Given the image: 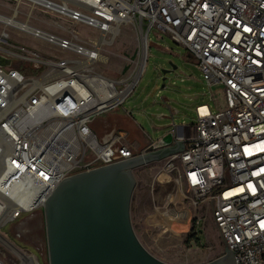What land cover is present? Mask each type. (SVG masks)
<instances>
[{
  "label": "built area",
  "instance_id": "obj_1",
  "mask_svg": "<svg viewBox=\"0 0 264 264\" xmlns=\"http://www.w3.org/2000/svg\"><path fill=\"white\" fill-rule=\"evenodd\" d=\"M124 25L136 32L131 59L106 76L96 66ZM151 31L222 85L160 169L185 189L187 208L173 210L206 204L235 264H264V0H0V229L42 212L63 178L134 155L123 129L100 137L91 125L134 91Z\"/></svg>",
  "mask_w": 264,
  "mask_h": 264
},
{
  "label": "rangeland",
  "instance_id": "obj_2",
  "mask_svg": "<svg viewBox=\"0 0 264 264\" xmlns=\"http://www.w3.org/2000/svg\"><path fill=\"white\" fill-rule=\"evenodd\" d=\"M155 32L151 31L148 35V57L144 71L134 91L117 108L116 114L124 115L127 112L132 116L133 108L142 103L145 107L152 106L151 117L161 114L170 119V114L175 117L177 111L187 112L184 124L190 126L195 120L193 107L199 103L211 105L210 94L222 90V85L208 86L186 49L168 34ZM82 33L94 37L90 29H82ZM21 40L40 51H48L35 39L25 36ZM135 43L136 32L133 28L122 26L114 42L105 47L109 61L97 65L96 70L106 76L117 77L118 67L125 55H132ZM127 66L126 63L119 74ZM158 121L155 117V122ZM163 162L164 159L133 170L135 186L129 210L131 225L139 242L150 254L171 264H201L220 256L224 253L225 245L206 204L195 210L190 209L191 213L176 214L173 210L187 208L183 198L185 189L175 192L167 174L160 171ZM159 175L163 176V180H157ZM168 192L172 193L173 199L166 205L162 199ZM21 222L1 227L0 261L2 264H20L22 254L33 256L38 264H48L42 212L38 211L32 219Z\"/></svg>",
  "mask_w": 264,
  "mask_h": 264
},
{
  "label": "water",
  "instance_id": "obj_3",
  "mask_svg": "<svg viewBox=\"0 0 264 264\" xmlns=\"http://www.w3.org/2000/svg\"><path fill=\"white\" fill-rule=\"evenodd\" d=\"M6 63L0 58V64ZM183 146L166 137L130 158L63 178L42 208L48 264H171L142 246L129 209L133 170ZM201 264H235V259L225 246L223 254Z\"/></svg>",
  "mask_w": 264,
  "mask_h": 264
},
{
  "label": "crops",
  "instance_id": "obj_4",
  "mask_svg": "<svg viewBox=\"0 0 264 264\" xmlns=\"http://www.w3.org/2000/svg\"><path fill=\"white\" fill-rule=\"evenodd\" d=\"M129 59H131V56L125 55V58L117 69L118 72L116 73L118 75L120 69L125 66ZM109 76L113 77V75ZM146 100L147 99H144V101ZM194 108L195 106L193 110ZM116 110L117 109L100 115L92 123L91 128L100 137L106 135L110 129L116 127L123 129L134 155L145 151L152 145H158L166 137L171 140H181L184 145L185 141L182 138L187 136L190 131V126L184 124V121L188 117L187 112L181 113L177 111L175 117H172V114H170V119L161 114L151 117L152 106L145 107L142 103L137 104L133 108L132 116L127 112H125L124 115L116 114ZM155 117L159 119L157 123L155 122ZM168 195L169 192L164 199H162L164 203ZM160 197L161 195H159V199Z\"/></svg>",
  "mask_w": 264,
  "mask_h": 264
},
{
  "label": "bare ground",
  "instance_id": "obj_5",
  "mask_svg": "<svg viewBox=\"0 0 264 264\" xmlns=\"http://www.w3.org/2000/svg\"><path fill=\"white\" fill-rule=\"evenodd\" d=\"M162 177H163L162 175H159L157 177V180L158 181L163 180ZM20 257H22V259H23L20 264H38L37 260L33 256H31V255H29V256H23L22 254H20Z\"/></svg>",
  "mask_w": 264,
  "mask_h": 264
}]
</instances>
